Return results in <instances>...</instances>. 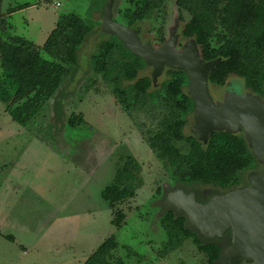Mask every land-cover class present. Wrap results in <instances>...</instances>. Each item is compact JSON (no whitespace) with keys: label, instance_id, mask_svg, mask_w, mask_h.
<instances>
[{"label":"trees","instance_id":"obj_1","mask_svg":"<svg viewBox=\"0 0 264 264\" xmlns=\"http://www.w3.org/2000/svg\"><path fill=\"white\" fill-rule=\"evenodd\" d=\"M2 2L0 103L17 123L27 126L35 119L66 85L65 81H76L82 63L89 60L93 81L101 78L109 84L124 112L129 115L145 112L147 121L141 125V134L170 175L169 188L181 185L226 192L248 187V174L262 170L243 132L215 131L206 145L190 133L188 127L195 103L187 94L189 78L184 71L167 68L154 87L148 73L150 67L117 37L101 34L88 52L100 29L93 31L76 14L62 16L47 41L37 45L14 32L11 18L20 9H9L4 14ZM128 4L116 13L113 9L114 16L118 14L127 27L140 29L143 43L162 45L168 39L164 29L167 0H128ZM176 6L177 23L181 27L177 48L194 39L204 61L222 59L209 76L210 87L225 89L234 77L241 79L252 94L262 97L264 0H176ZM184 13L189 16L187 21ZM148 23L151 28L147 27ZM88 53L92 54L88 56ZM89 89L90 86H85L79 90ZM84 122L82 114H72L68 119L69 126L74 128ZM142 170V164L131 156L119 164L115 182L102 194L111 210L134 198L143 187ZM164 189L157 190L158 197ZM124 217L123 211H117L112 221L114 227L122 228ZM159 222L167 235L159 252L161 258L191 241L204 255L206 264H218L222 247L218 242H205L197 231L189 229L186 216H179L173 210L163 211ZM118 247L112 236L83 264H126L114 257Z\"/></svg>","mask_w":264,"mask_h":264},{"label":"rangeland","instance_id":"obj_2","mask_svg":"<svg viewBox=\"0 0 264 264\" xmlns=\"http://www.w3.org/2000/svg\"><path fill=\"white\" fill-rule=\"evenodd\" d=\"M107 1L3 0L2 13L20 9L11 18L14 32L43 45L64 15L76 14L99 30ZM128 6V0H116L114 12ZM177 17L176 0H167V37ZM114 19L125 25L118 14ZM88 62L27 126L14 121L0 103V264H83L112 236L119 246L114 257L126 264H206L191 241L160 257L167 235L156 193L171 186L170 175L141 134L145 112H124L109 84L93 81ZM231 80L225 89L210 87L212 95L251 94L241 79ZM85 86L90 89L79 90ZM72 114H82L85 122L69 126ZM127 156L142 164L144 185L114 211L102 194ZM117 211L125 215L120 229L112 222Z\"/></svg>","mask_w":264,"mask_h":264},{"label":"water","instance_id":"obj_3","mask_svg":"<svg viewBox=\"0 0 264 264\" xmlns=\"http://www.w3.org/2000/svg\"><path fill=\"white\" fill-rule=\"evenodd\" d=\"M115 1L106 2L96 38L101 34L117 37L151 68L149 74L154 87L167 68L184 71L189 78L187 94L195 103L188 127L190 133L206 145L215 131L243 132L262 167L260 172L248 175L246 189L216 195L205 204L197 202L196 192L187 194L177 189L167 195L165 209L186 214L188 228L197 231L207 243L222 238L229 231L234 233L233 246L223 252L218 264H235L238 259L247 264H264V100L252 93L239 96L227 92L222 102L216 101L211 94L209 76L221 63V58L204 61L194 39L177 50L178 23L159 47H154L150 41L143 43L140 29L127 27L114 19Z\"/></svg>","mask_w":264,"mask_h":264},{"label":"flooded vegetation","instance_id":"obj_4","mask_svg":"<svg viewBox=\"0 0 264 264\" xmlns=\"http://www.w3.org/2000/svg\"><path fill=\"white\" fill-rule=\"evenodd\" d=\"M181 27L179 25L178 27V34H179V31H180ZM182 47H178L177 50H180ZM212 94V93H211ZM213 98L216 100V101H219V102H222L223 101V98H224V95H219V96H214L212 95ZM256 172H260V171H254V172H251V173H256ZM250 174V173H249ZM248 174V175H249ZM247 187L245 188H239V189H246ZM177 189H183L187 194H190L192 192H196L197 193V197H196V200L197 202L199 203H202V204H205L207 203L209 200H211L214 196L216 195H223L229 191H219V190H208V189H203V188H186L184 186H181V185H175L171 188H165L163 190V194L161 196V201H160V208L163 211H170V210H167L165 209V205H164V201L167 197V195L171 192H174L176 191ZM235 190V189H234ZM173 210L177 215L179 216H186V214H178L176 210L174 209H171ZM187 217V216H186ZM234 240H235V237H234V233L232 231H229L227 232L222 238H215L212 242H218L220 244V246L222 247L223 251H222V254L225 250H227L228 248H230L231 246H233L234 244ZM211 243V242H210ZM222 257V255H221ZM235 264H247L244 260L242 259H238L236 260V263Z\"/></svg>","mask_w":264,"mask_h":264}]
</instances>
